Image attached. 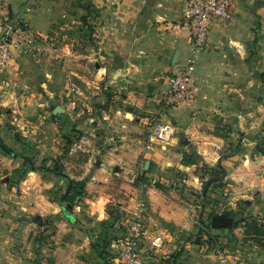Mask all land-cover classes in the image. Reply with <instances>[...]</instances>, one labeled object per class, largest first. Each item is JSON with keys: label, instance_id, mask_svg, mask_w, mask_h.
I'll list each match as a JSON object with an SVG mask.
<instances>
[{"label": "crops", "instance_id": "obj_1", "mask_svg": "<svg viewBox=\"0 0 264 264\" xmlns=\"http://www.w3.org/2000/svg\"><path fill=\"white\" fill-rule=\"evenodd\" d=\"M184 8L185 0H26L17 7L12 0H5L4 13L25 24L41 50L13 51L8 66L0 72L3 95L0 102L21 105L25 93L37 96L49 93L55 100V93L61 94L56 89L60 74L76 85L74 91L67 86L66 111L74 114L76 110H85L84 122H90L97 117V110L103 123L112 126L105 141L112 147L108 148L112 157L109 160L122 166L121 174L140 157H154L163 168L165 154L181 140V135H186L184 142L192 143L204 159L212 162L218 154V138L200 126L198 111L224 104L222 97L229 88L232 93L249 91V78L256 74L260 59L264 62V0H234L232 18L210 21L207 41L196 55L194 101L190 105L166 106L160 104L159 95L168 87L167 75L191 52L190 32L182 20ZM39 103L47 104V98L43 96ZM153 112H159L157 121L167 122L171 127L167 139L150 134L160 147L153 146V140L147 138L148 120ZM0 128L1 137L13 135L7 126ZM166 142L172 145L165 148ZM99 172L96 169L93 173ZM121 187L134 192L139 184L126 183ZM145 189L148 190L145 198H136L134 194L128 199L120 197L119 202L128 210L123 222L130 223L145 203L147 207L161 206L160 214L169 218L164 208L168 199L151 187ZM142 215L148 217V222L140 237L145 243L139 245L151 249L150 238L168 233L167 228L158 224L162 216ZM2 222L0 264H109L91 246L85 227L77 229L67 224L62 228L65 245L54 248L49 260H45L36 257L30 244H25L26 228L17 220ZM221 228L226 227L216 229L217 233L221 234L223 244H228L224 250L230 252L234 235ZM242 231L238 233L249 237L253 234ZM170 244L157 248L168 251ZM226 251L213 250L208 254L194 251L188 264H264V235L259 242L247 238L240 252L241 260ZM223 257L225 261L221 260ZM115 259L109 258L111 264L117 262Z\"/></svg>", "mask_w": 264, "mask_h": 264}, {"label": "rangeland", "instance_id": "obj_2", "mask_svg": "<svg viewBox=\"0 0 264 264\" xmlns=\"http://www.w3.org/2000/svg\"><path fill=\"white\" fill-rule=\"evenodd\" d=\"M23 1L26 0H12V5L20 6ZM262 60L256 74L249 78L247 93H232L229 88L228 94L222 97L225 98L224 104L198 111L200 126L218 138V154L212 162L204 159L192 143L184 142L186 135H181V140L165 154L163 168L158 166L154 157H140L131 169L121 174L122 166L109 160L112 157L108 148L112 147H108L105 141L112 126L103 123L97 110V117L90 122H84L85 110L71 111L74 114L67 112V86L74 91L76 85L66 77L61 78L60 74L56 89L61 94L55 93V100L49 97V93L40 96L25 93L21 105L1 101L0 127L7 126L13 133L11 137L2 138L13 153L21 156L0 146V220L6 224L9 219L17 220L26 228L25 244H30L36 257L45 260H49L54 248L65 245L62 228L65 229L67 224H73L77 229L85 227L89 231L91 246H95L99 256L111 264L109 258L119 260L117 242L128 233L126 226L130 224L123 222L128 210L119 202L120 197L128 199L134 194L136 198H145L148 192L145 188L151 187L168 199V206L164 208L169 212V218L160 214L161 206L147 207L146 203L135 215L140 216L145 226L148 217L142 214H152L156 218L162 216L158 224L166 226L171 237L168 233L162 234L164 240L160 247L171 244L168 251H162L160 247L141 248L139 244L145 243L142 237L136 240L147 264H188L194 251L205 254L213 250L226 251L224 247L228 244H223L218 228L210 225L212 214L223 211L232 217L231 224L221 228L234 235L229 251L241 260L240 252L247 238L259 242L264 235L259 233L262 236H258L253 230L250 237L238 233L246 231V220L264 223ZM43 96L47 98V104L39 103ZM161 96L162 93L159 98ZM2 97L0 92L1 100ZM216 99L219 101L218 97ZM57 104L63 107V111H53ZM72 104L76 105L75 102ZM158 118L159 112L149 116L147 138H151L152 126ZM110 142L113 146L112 139ZM152 142L153 146H161L156 140ZM165 144V148L172 145ZM22 155L28 156L31 164ZM87 169L90 172H86ZM96 169L100 171L98 174L93 173ZM212 176L217 178L206 186L207 179ZM126 183L139 184V187L132 192L133 189L121 187ZM1 226L4 222L0 223ZM110 249H114L113 252ZM221 260L225 261V257Z\"/></svg>", "mask_w": 264, "mask_h": 264}, {"label": "built area", "instance_id": "obj_3", "mask_svg": "<svg viewBox=\"0 0 264 264\" xmlns=\"http://www.w3.org/2000/svg\"><path fill=\"white\" fill-rule=\"evenodd\" d=\"M4 4L5 0H0V72L8 66L14 50H41L35 45L34 35L25 24L4 13ZM233 8L234 0H185L182 20L190 32L191 52L184 62L167 75L168 87L160 98L164 105L191 104L194 101L195 60L207 41L210 21L232 18ZM170 128L169 123L157 121L152 126L151 135L167 139ZM144 232V223L140 216L135 215L129 224L128 233L118 239L119 260L115 264H147L136 243ZM163 240L162 234H155L149 241L152 247L157 248Z\"/></svg>", "mask_w": 264, "mask_h": 264}, {"label": "water", "instance_id": "obj_4", "mask_svg": "<svg viewBox=\"0 0 264 264\" xmlns=\"http://www.w3.org/2000/svg\"><path fill=\"white\" fill-rule=\"evenodd\" d=\"M54 112L63 111V107L61 105H55L53 108ZM148 166V161H146L145 167ZM217 177H209L206 181V186L209 185V183L216 179ZM206 190V187L204 188V191ZM232 222V217L230 216L229 212L223 211V212H217L214 213L210 218V225L212 227H222V226H229Z\"/></svg>", "mask_w": 264, "mask_h": 264}, {"label": "trees", "instance_id": "obj_5", "mask_svg": "<svg viewBox=\"0 0 264 264\" xmlns=\"http://www.w3.org/2000/svg\"><path fill=\"white\" fill-rule=\"evenodd\" d=\"M0 146L5 151L13 153L12 149L4 142V140L1 136H0ZM261 151H262V154L264 156V146L261 147ZM25 159L28 160L30 163V158L28 156H25ZM69 182H70V179H69ZM245 224H246V232L247 233H251V232L253 233V231H254L257 234H259V233L264 234V227H263V225L260 224V222L258 220H252V222L250 220H246ZM216 228H219V227H216Z\"/></svg>", "mask_w": 264, "mask_h": 264}]
</instances>
